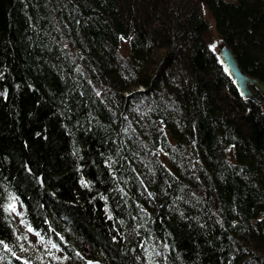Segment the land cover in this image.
<instances>
[{"label": "trees", "instance_id": "trees-1", "mask_svg": "<svg viewBox=\"0 0 264 264\" xmlns=\"http://www.w3.org/2000/svg\"><path fill=\"white\" fill-rule=\"evenodd\" d=\"M206 10L264 81V0H0V264H264V95Z\"/></svg>", "mask_w": 264, "mask_h": 264}, {"label": "water", "instance_id": "water-1", "mask_svg": "<svg viewBox=\"0 0 264 264\" xmlns=\"http://www.w3.org/2000/svg\"><path fill=\"white\" fill-rule=\"evenodd\" d=\"M217 54L225 71L232 77L239 92L244 97L262 102V98L255 92L253 86L264 93V81L244 70L238 56L228 43L221 44Z\"/></svg>", "mask_w": 264, "mask_h": 264}, {"label": "rangeland", "instance_id": "rangeland-1", "mask_svg": "<svg viewBox=\"0 0 264 264\" xmlns=\"http://www.w3.org/2000/svg\"><path fill=\"white\" fill-rule=\"evenodd\" d=\"M206 15H207L208 20L210 22L209 41H210L211 46L217 51L218 48L220 47V45L224 43V40H223L222 36L220 35V33L218 32V30L215 26L214 19L208 10H206ZM121 49H122V52L125 54L128 52V41L127 40L122 41ZM12 201H13L12 206L15 208V210L13 211L11 208V211L17 219V224H18L19 228L24 229L25 223L23 221L22 205L16 199H13Z\"/></svg>", "mask_w": 264, "mask_h": 264}, {"label": "snow or ice", "instance_id": "snow-or-ice-1", "mask_svg": "<svg viewBox=\"0 0 264 264\" xmlns=\"http://www.w3.org/2000/svg\"><path fill=\"white\" fill-rule=\"evenodd\" d=\"M10 207L12 208V210L14 211L15 210V208L13 207V206H11L10 205ZM32 229L31 228H29V231H31ZM39 235V234H38ZM41 239H43V238H41ZM0 243H3L2 241H0ZM51 243V242H50ZM5 247H7V245H5ZM52 247H57V245H55V244H52ZM13 255H15L14 253H13Z\"/></svg>", "mask_w": 264, "mask_h": 264}, {"label": "bare ground", "instance_id": "bare-ground-1", "mask_svg": "<svg viewBox=\"0 0 264 264\" xmlns=\"http://www.w3.org/2000/svg\"><path fill=\"white\" fill-rule=\"evenodd\" d=\"M261 92V91H260ZM263 95H264V93L263 92H261ZM242 95V94H241ZM243 96V95H242ZM246 98H248V97H246ZM253 99V98H252ZM263 100V99H262ZM255 101H257V100H255ZM257 102H259V101H257ZM263 102V101H262ZM262 102H259V103H262Z\"/></svg>", "mask_w": 264, "mask_h": 264}]
</instances>
